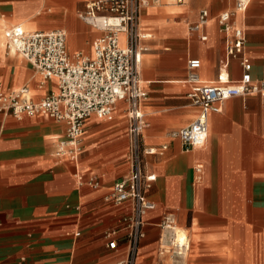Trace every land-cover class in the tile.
<instances>
[{
  "label": "crops",
  "instance_id": "0c3cea01",
  "mask_svg": "<svg viewBox=\"0 0 264 264\" xmlns=\"http://www.w3.org/2000/svg\"><path fill=\"white\" fill-rule=\"evenodd\" d=\"M94 0H0V84L5 90L28 88L34 101L56 90L43 82L34 67L9 50L5 28L26 31L65 30L70 54H93L103 32L79 15ZM254 0L233 23L246 36L245 56L255 79L264 78V0ZM161 0L144 10L141 28L150 34L141 78L148 92L144 106L148 128L145 147L160 151L147 156V172L156 181L147 192L156 209L145 216L146 237L136 264H264V98H234L221 113L209 115L205 147L190 149L170 132L190 125L200 109L190 104L185 83L187 62L199 59V75L214 82L225 59V34L217 17L235 9L230 0ZM207 9L211 21L200 34L189 27ZM250 10V12H249ZM249 12V16H248ZM205 36V40H201ZM230 80L238 81L240 60L230 62ZM127 105L120 102L112 120L96 116L85 124L79 170L55 156L56 139L66 126L44 115L5 117L0 126V264H118L126 254L107 248L105 234L120 226L130 205L107 201L113 185L130 172ZM203 166L201 181L195 167ZM172 214L191 240L186 258L162 249L163 217Z\"/></svg>",
  "mask_w": 264,
  "mask_h": 264
},
{
  "label": "built area",
  "instance_id": "2783aa9c",
  "mask_svg": "<svg viewBox=\"0 0 264 264\" xmlns=\"http://www.w3.org/2000/svg\"><path fill=\"white\" fill-rule=\"evenodd\" d=\"M250 2L237 0L233 11L223 12L217 17L225 34V59L214 82L201 79L199 59L187 62V98L200 112L190 125L169 135L190 149L206 146L209 115L221 113L224 102L255 95L264 98V78H254L252 64L245 56V33L232 21L237 13L247 10ZM160 3L161 0L88 2L86 11L79 17L103 32L93 44L92 55L82 52L70 54L65 30L30 32L22 25H12L5 31L6 47L29 62L43 82L56 81V90L44 99L34 101L28 88L5 90L0 84V126L5 117L20 119L37 115L65 124L64 135L56 139L55 156L75 164L79 182L94 188L100 186L97 178L85 179L79 170L87 120L96 116L110 121L120 102L127 105L130 172L113 185L107 198L118 206L128 203L131 210L117 229L105 234L107 248L111 251L119 249V239L126 243V254L118 264H136L140 244L146 237L144 218L156 209V204L147 197L156 176L147 172L146 157L162 154L167 149L163 146L158 151L144 145V134L148 128L144 106L148 92L143 87L140 72L143 56L150 50L148 42L152 39L141 28L142 14L150 6ZM174 3L183 5L186 2L174 0ZM211 19L209 10H201L198 21L189 27V32L201 35ZM200 38L206 39L205 36ZM233 60H240L243 69L241 78L235 82L230 80L227 71ZM194 169L197 181H201L203 166L197 165ZM159 227L164 233L162 249L176 258H186L191 250V240L176 218L167 213Z\"/></svg>",
  "mask_w": 264,
  "mask_h": 264
},
{
  "label": "rangeland",
  "instance_id": "374dc122",
  "mask_svg": "<svg viewBox=\"0 0 264 264\" xmlns=\"http://www.w3.org/2000/svg\"><path fill=\"white\" fill-rule=\"evenodd\" d=\"M260 1H261V0H254L253 3H252L251 6H250V10L256 5V3L260 2ZM230 2H231L232 7H233L234 4H235V0H230ZM250 10H249V12H250ZM249 12H248V16H249ZM9 26H10V25H8V26L5 28V31H6V29H7ZM4 43H5V41H4Z\"/></svg>",
  "mask_w": 264,
  "mask_h": 264
},
{
  "label": "bare ground",
  "instance_id": "6f19581e",
  "mask_svg": "<svg viewBox=\"0 0 264 264\" xmlns=\"http://www.w3.org/2000/svg\"><path fill=\"white\" fill-rule=\"evenodd\" d=\"M4 38H5V31H4ZM3 41H5V45H6V38H5V40L3 39ZM12 52H14L15 53V51L14 50H12ZM16 54V53H15Z\"/></svg>",
  "mask_w": 264,
  "mask_h": 264
}]
</instances>
